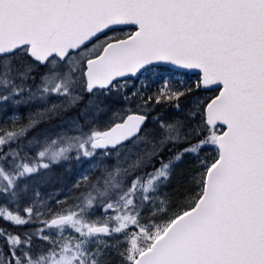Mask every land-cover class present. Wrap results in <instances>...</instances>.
I'll return each mask as SVG.
<instances>
[{
    "label": "snow or ice",
    "instance_id": "snow-or-ice-1",
    "mask_svg": "<svg viewBox=\"0 0 264 264\" xmlns=\"http://www.w3.org/2000/svg\"><path fill=\"white\" fill-rule=\"evenodd\" d=\"M0 264H264V0H0Z\"/></svg>",
    "mask_w": 264,
    "mask_h": 264
}]
</instances>
